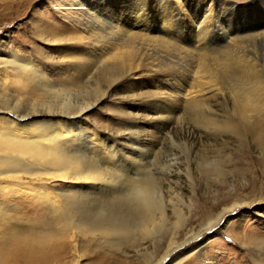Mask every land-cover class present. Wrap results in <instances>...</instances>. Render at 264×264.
Here are the masks:
<instances>
[{
  "label": "rangeland",
  "instance_id": "obj_1",
  "mask_svg": "<svg viewBox=\"0 0 264 264\" xmlns=\"http://www.w3.org/2000/svg\"><path fill=\"white\" fill-rule=\"evenodd\" d=\"M70 1L0 0V52L10 54L15 51L28 58L42 70L44 76L41 81L45 79L51 85L45 86L48 90L45 92L35 84H25L20 75L1 65L0 75L6 79L0 87V111L5 114L13 112L33 124L57 121L62 117L64 108H68V113H76L72 120H68L72 125L82 131H97L118 156H126V160L122 161L124 164L130 158H135L139 166L136 173H140L141 179L151 177L156 180L163 192L167 218L160 233L142 239L139 226L143 214H139L142 211L131 205L125 208L123 216L132 229L133 240L138 244L128 243L116 248L100 235H89L87 239L77 238V247L73 248V244L64 240L65 250L47 264H155L166 253L174 235L177 236L176 241L180 242L186 238L187 232H198L209 218L229 207L236 209L226 215L230 220L229 226L222 221L202 236V248L197 255L189 257L190 264H264V158L254 136L247 132L242 122L237 102L240 100L239 94L235 99L228 96L224 101L212 105L213 117L219 123L233 119L239 127L235 131L225 130L231 124L221 126L219 130L201 124V115H205L199 109L187 110L182 101L155 102L145 99L156 92L155 80L152 81L145 71H140L136 76L131 73L124 78H111L109 70L104 71L105 61H99V52L96 53V46L102 43L86 29L84 14L73 4L74 0L73 3ZM204 1L191 0V3L197 6ZM219 1L221 4L226 1L239 10L250 7L248 15L252 24L264 23V0ZM90 17L93 18L92 12L86 16L92 23L94 18ZM241 17L239 19L244 22L245 16ZM198 24L197 19L191 23L192 26ZM181 27L183 29L185 26ZM134 31L136 36L155 40L159 37L156 32L144 30L143 27ZM218 31L217 36L209 39L208 48L230 46L222 37L223 30ZM134 42L139 47L143 41ZM257 43L255 54L262 59L264 42ZM238 44L246 51L251 47L249 40ZM182 45L187 47L184 41ZM249 55L251 59H258L255 55ZM202 63L199 58H185L182 61L180 70L186 73L190 70L192 74L189 83L193 82L191 79L196 73L205 76L200 68ZM219 68L224 75L217 67L218 74L221 72L220 75L226 77L228 74L224 67ZM242 85L240 80L236 86L238 91ZM155 108L162 110V115L154 114ZM140 155L147 159H140ZM210 162H216L221 170L220 175L214 171L208 172ZM129 166L125 168V175ZM134 174L135 171H132L130 175ZM84 192L91 193L89 188ZM124 193L117 190L115 195L120 199ZM102 198L99 197V200ZM33 207H37V210H31V213L27 211L29 214L24 219L14 216L8 230L21 231L26 238L33 240L43 230H30L29 219L48 224V227L54 225V216L49 209H44L40 204ZM83 209L86 211L88 207L80 205L79 212L82 214L85 212ZM108 211L103 210L104 215ZM85 213L91 215L89 217H101L100 212L99 215L88 210ZM179 216H182L184 226L174 232L172 226ZM2 237L0 231V239ZM195 243L192 241V244ZM1 249L0 245V261L8 256ZM184 249L175 251L172 256L178 257Z\"/></svg>",
  "mask_w": 264,
  "mask_h": 264
},
{
  "label": "bare ground",
  "instance_id": "obj_2",
  "mask_svg": "<svg viewBox=\"0 0 264 264\" xmlns=\"http://www.w3.org/2000/svg\"><path fill=\"white\" fill-rule=\"evenodd\" d=\"M74 2L72 3L77 5L78 11L84 14L86 29L102 43L96 46V53L99 52V61H105L104 71L109 70L111 78L147 72L152 81L155 80L156 92L144 97L145 99L175 103L182 101L187 110L199 109L205 115L197 113L201 115V124L210 126L213 130H219L227 124L231 126L225 130L235 131L239 128L233 119L219 123L213 117L212 107L228 96L235 99L236 94H239L240 100L237 102L242 122L247 132L254 136L264 158V58L259 59L255 54L256 43L264 42V23L252 24L248 15L250 7L239 10L226 1L221 4L219 0H205L197 6L191 0ZM90 12L94 18L90 17L93 19L92 23L86 19ZM241 16H245L244 22L239 19ZM195 19L199 20L198 26L191 25ZM181 25L185 27L182 29ZM142 27L156 32L158 39L136 36L134 29ZM218 30H223L222 37L232 48H208L209 39L217 36ZM134 40L143 42L136 47ZM243 40L251 43L247 51L238 44ZM183 41L187 47L182 45ZM249 54L258 59H251ZM185 58H199L203 61L200 68L205 76L196 73L191 79L193 82L189 83L188 79L192 75L190 70L187 73L180 70ZM1 65L20 75L25 84H35L45 92L48 91L46 87H51L49 81H41L44 75L39 66L15 51L10 54L0 52ZM215 66L219 71V67H224L228 75L223 76L222 70L223 75H220L221 72L218 74ZM4 79L6 77L0 75V87ZM240 80L243 85L239 86L238 91L236 86ZM154 110V114L163 113L158 108ZM61 113L62 117L57 121L33 124L27 123V118H21L13 112L5 114L0 111V231L3 234L0 245L2 252L8 255L0 263L47 264L65 250L64 240L76 248L77 238L87 239L89 235H100L116 248L137 243L123 216L125 208H130L131 205L135 209L139 208L142 211L139 214H143L139 226L142 239L154 237L166 223L163 192L156 180L150 179L151 177L141 179L140 173H136L138 165L135 158H130L124 164L122 161L126 160V156H118L115 149L109 147L97 131H82L72 125L68 120H72L76 113H68V108H64ZM239 132L238 130L237 133ZM145 158L140 155V159ZM128 164L129 171L125 175ZM207 170L214 171L217 175L221 172L216 162H210ZM132 171H135L133 176L130 175ZM87 188L90 189V194L84 192ZM117 190L125 192L120 199L115 195ZM101 196L103 198L99 200ZM36 204L53 213V226L48 227V224L35 223L36 221L29 219L30 230H43L33 240L16 229L8 230L14 222V216H28L31 210H37V207H33ZM80 205L88 207L89 213L99 215L100 212L101 217H89L91 215H87V210L84 209L83 215L79 212ZM103 210H109L108 214L104 215ZM235 210V207H229L218 211L198 232H187L186 238L180 242L176 241L177 236L174 235L166 253L155 264H190L189 257L197 255L202 248L201 237L222 221L228 227L230 220L226 215ZM183 226L184 220L179 216L172 228L176 232ZM192 241L196 243L192 244ZM181 248L185 249L178 257L172 256Z\"/></svg>",
  "mask_w": 264,
  "mask_h": 264
}]
</instances>
